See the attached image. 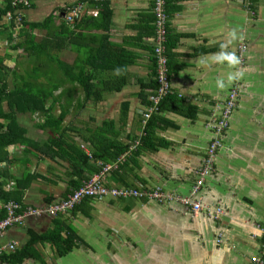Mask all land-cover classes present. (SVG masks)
Here are the masks:
<instances>
[{"label": "crops", "instance_id": "obj_1", "mask_svg": "<svg viewBox=\"0 0 264 264\" xmlns=\"http://www.w3.org/2000/svg\"><path fill=\"white\" fill-rule=\"evenodd\" d=\"M29 1L20 9L26 21L57 15L52 29L60 87L42 110L17 112L25 142L6 149L3 190L23 207L43 209L66 199L107 162L114 167L105 185L160 187L174 197L86 198L76 211L30 216L2 238L16 244L14 251L31 244L19 264H64L65 255L41 239L55 224L76 230L80 245L71 251L72 264H264V0H167L172 92L153 121L142 111L158 86L154 0ZM78 3L84 11L67 34L64 10ZM11 24L0 20L7 67L16 65L15 52H24L7 38L5 27L15 40L20 36L22 27ZM26 57V65L24 58L19 62L25 72L11 69L19 75L11 85L33 68L34 59ZM39 81L47 82L44 76ZM83 86L108 90L97 99ZM234 88L236 108L220 136L214 169L193 193L215 135L211 123ZM5 202L0 197L1 208ZM253 256L263 263L252 262Z\"/></svg>", "mask_w": 264, "mask_h": 264}, {"label": "trees", "instance_id": "obj_2", "mask_svg": "<svg viewBox=\"0 0 264 264\" xmlns=\"http://www.w3.org/2000/svg\"><path fill=\"white\" fill-rule=\"evenodd\" d=\"M15 10L16 7L13 6V0H4L3 6L0 7V20L4 19L8 13L14 12ZM55 16L57 15L53 14L47 17L43 22H28L23 18L22 29L19 33V37L23 39L20 40H15L12 30L5 27L4 31L7 33L9 42L10 40H12L11 42H15L12 45L13 49L18 50L19 48H23L27 56L34 59L35 64L33 65V68L28 71V76H20L22 77L23 82L18 81L14 84L19 75L15 69L11 70L7 67L5 64L6 56L0 50V163L7 158L6 149L8 146L18 142H25L23 136L24 130L16 121L17 112L28 109L34 111L38 108L42 110L44 108L45 100L50 96H54V91L58 90L60 87L57 80V66L59 61L54 52V49H58L56 45L58 34H55V30L52 29V26L54 25L53 23H55ZM65 22L62 24L61 28L68 34L70 32V24ZM13 25L14 24H11V28ZM36 29L45 30L46 34H44L43 37H39ZM58 29L60 28L57 27L56 30ZM74 35L75 33H72V37ZM49 64L51 67L47 70ZM42 76L45 77L47 82L39 81ZM9 78H14L13 85L9 83ZM115 87L116 86H113L112 88ZM83 88L87 93L86 96L88 95L87 97L95 95L97 99H102V92L108 90L107 86H83ZM56 99H59V97H56ZM164 100L165 98L159 104L160 109ZM154 114L155 113H153V115ZM153 115L150 121L154 120ZM150 121H148L146 133L150 132ZM126 148L127 147L125 146L124 149ZM3 184L4 183L0 181V197L3 201L7 202L8 200H16L13 198V195L3 190ZM16 201L19 202V200ZM79 207L80 206L77 205L72 210L76 211ZM6 215V209L0 207V219L4 218ZM75 233L76 230L71 225L64 224L61 226L55 224V227L42 236L41 239L43 242L52 244L56 249V252L59 253V255L64 256L73 251L74 247L80 245L78 244V239H76ZM32 249L31 244L27 243L25 246L18 248L14 252L2 253L0 256V264L2 262H6L7 264L22 263L29 256V252H31L30 250Z\"/></svg>", "mask_w": 264, "mask_h": 264}, {"label": "built area", "instance_id": "obj_3", "mask_svg": "<svg viewBox=\"0 0 264 264\" xmlns=\"http://www.w3.org/2000/svg\"><path fill=\"white\" fill-rule=\"evenodd\" d=\"M100 1V0H96ZM155 2V14H156V29L157 38L159 44L154 49L159 65V73L157 76L158 88L154 94L150 96L152 104L142 113L146 118H149L153 113L158 112L160 102L172 92L169 76H168V58L165 54V43L168 39V24L169 14L166 9L167 0H154ZM13 6L16 7L15 12H10L6 15L7 21H12L15 28H21L23 25V13L20 12L22 7L30 6L29 0H13ZM84 7L82 4H73L68 6L64 13L66 22L70 25L74 24L75 21L81 18ZM94 14H97L95 12ZM238 96V89H232L225 106L221 113L218 114L217 118L211 123L213 131H215L214 138L212 139L209 148L208 156L202 170L200 171V179L193 188V193L198 192L200 189L203 178L207 176L214 168L213 162L218 148L222 145L221 134L228 128L230 118L233 115L234 109L236 108V101ZM141 140L136 141V145L140 144ZM125 155L118 158L117 163L122 161ZM118 165V164H116ZM114 167L112 163L101 162V170L90 179L86 180L80 187L73 190L66 199L60 200L56 203H52L43 209L28 207L24 208L16 200H8L3 204V207L7 211V215L0 219V256L2 253H8L16 249V244L9 242L3 243L2 238L6 231L14 226L21 225L25 222L26 218L30 216L40 215L43 212L48 213H66L74 209L78 204L85 198H92L101 200L105 197L114 198H130V197H144L151 200L163 201L167 198H173L174 196L166 194L160 187L152 190L147 189H133V188H118L109 187L105 185L104 180L109 171ZM185 204H192L195 211L200 210L201 205L199 202L191 201L189 198H178ZM217 212H220L218 209ZM252 262L263 263L257 256L252 257ZM1 264H7L2 262Z\"/></svg>", "mask_w": 264, "mask_h": 264}, {"label": "rangeland", "instance_id": "obj_4", "mask_svg": "<svg viewBox=\"0 0 264 264\" xmlns=\"http://www.w3.org/2000/svg\"><path fill=\"white\" fill-rule=\"evenodd\" d=\"M18 40H19V37H18ZM16 57H17V59H16V65H13V66H10V67H8V68H10V69H12V68H16L17 70L19 69V71H23V72H25L26 71V67H25V65H26V61L28 60L27 59V57H26V54L24 53V52H22V51H17V54H16V52H15V54H14ZM24 58V63H25V65L23 66V65H21L19 62L22 60ZM26 77V76H25ZM9 80V83L11 84V78H9L8 79ZM11 87H13V86H11ZM25 208V207H24ZM80 257V256H79ZM57 259H59V257H57ZM62 260H63V262L62 263H64V264H72V262H74V255H73V252H70V253H68L67 255H65L64 257H62ZM84 261V260H83ZM58 263H59V261H57Z\"/></svg>", "mask_w": 264, "mask_h": 264}]
</instances>
